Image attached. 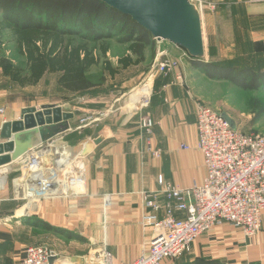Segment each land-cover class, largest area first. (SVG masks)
<instances>
[{"label":"crops","instance_id":"1","mask_svg":"<svg viewBox=\"0 0 264 264\" xmlns=\"http://www.w3.org/2000/svg\"><path fill=\"white\" fill-rule=\"evenodd\" d=\"M256 41L264 46V39ZM158 43L156 58L165 51L168 57L179 61L186 86L172 85L173 76L149 79L152 65L149 68L151 63L148 62L123 71L102 88L86 92L84 102L73 107L34 99L0 104V109L4 110L0 114V132L3 124L19 120L22 110L28 107L40 109L46 104L58 105L64 112L74 115L73 119L52 130V138L45 137L49 141H42L35 134L24 138L25 144L37 140L38 145L17 162L0 169V264H19L26 248L38 244H34L31 229L24 224L28 218L40 219L81 240H88L93 250L110 252L113 264L133 262L147 250L153 235V230L145 228L142 222L147 213L153 212L145 205L146 196L156 195L160 206L156 214L160 219L164 216L166 198L159 178L182 188H190L204 180L206 169L197 149L199 101L186 75L189 71L198 73V70L193 67V58L183 57L177 46L164 41ZM208 52L209 58L203 59L205 62L211 59L210 50ZM111 62L116 66L118 59ZM148 80L152 81L149 105L138 108L132 104L131 97L136 94L137 87ZM145 117L154 123L151 134L142 128ZM88 118L90 123L85 125L82 120ZM4 142L0 138V144ZM148 143L160 151L159 157L147 150ZM48 145L50 147L45 148ZM78 146L86 155H73L72 150ZM66 151L74 156L73 165ZM59 154L64 161L68 158V166L62 171L67 172L77 160L83 162L84 188L77 194L75 189L79 186L70 179L72 176L58 177L72 189H68L67 194L36 198L37 202L31 204V211L28 210L29 202L33 201L28 190L29 186H34L33 178H38L39 186L45 180L46 171L54 177L60 176L54 175V170L61 172L55 165ZM31 158L33 163L28 166ZM68 182L73 186L66 185ZM24 199L28 202L24 203ZM25 209L28 215L19 217V212ZM176 215L184 217L181 213ZM40 244L49 246L43 241ZM77 245L74 239L65 249L54 250L49 246L54 254L52 264H89L93 252ZM165 264H264V215L262 230L253 239L245 238L241 231L225 223L201 236L190 253Z\"/></svg>","mask_w":264,"mask_h":264},{"label":"trees","instance_id":"2","mask_svg":"<svg viewBox=\"0 0 264 264\" xmlns=\"http://www.w3.org/2000/svg\"><path fill=\"white\" fill-rule=\"evenodd\" d=\"M6 32L15 39L25 67L4 57ZM113 41L125 48L116 66L109 58ZM157 46L151 33L130 16L99 0H0V70L22 89L36 87L45 76L56 74L58 86L69 93L102 88L123 71L145 64ZM255 46L256 52L247 55L250 58L240 59L245 65L239 69L234 65L238 61L232 60L192 59V64L210 79L229 80L239 88L258 91L264 89V46L261 42ZM212 47L210 41V60ZM24 224L81 240L37 218H28Z\"/></svg>","mask_w":264,"mask_h":264},{"label":"built area","instance_id":"3","mask_svg":"<svg viewBox=\"0 0 264 264\" xmlns=\"http://www.w3.org/2000/svg\"><path fill=\"white\" fill-rule=\"evenodd\" d=\"M249 2L262 4L264 0ZM182 52L183 57L190 58L184 50ZM179 69V61L171 59L163 51L155 59L149 79L173 76L172 85L184 87L186 79ZM149 102L148 97L140 102L138 108L147 107ZM3 112L0 109V114ZM90 120L88 118L82 122L87 125ZM153 126L149 117L142 120V128L147 134L152 133ZM197 132V149L203 156L206 169L204 180L190 188H182L159 178L166 198L164 216L160 219L156 214L160 209L156 195L146 196L145 205L153 212L147 213L142 222L145 228L153 230V235L147 250L138 259L124 264L178 261L191 252L200 236L225 223L241 231L247 239H253L261 232L264 215V134L241 132L224 115L200 102L197 106ZM147 150L155 157L160 156V151L154 150L151 143H148ZM76 162L80 163L81 160ZM78 173L67 171V177L72 176L75 180ZM54 175L60 174L54 170ZM66 185L73 186L70 182ZM84 185L85 180L80 191ZM64 187L56 194L44 191L38 199L50 198L62 192L67 194L68 189H72ZM75 190L77 194L80 193ZM109 200L107 197L106 202L109 203ZM177 213L184 217L178 218ZM53 258L48 245L37 244L26 248L19 264H52ZM88 261L89 264H113V257L110 252L98 251L91 254Z\"/></svg>","mask_w":264,"mask_h":264},{"label":"rangeland","instance_id":"4","mask_svg":"<svg viewBox=\"0 0 264 264\" xmlns=\"http://www.w3.org/2000/svg\"><path fill=\"white\" fill-rule=\"evenodd\" d=\"M191 1L201 12L206 42V59L209 58L208 50H210L211 41V44L215 45V47L212 48L213 58L212 60L209 59V61L217 63H224V61L228 60L238 61L234 63L235 67L236 65L237 69L243 67L245 64L240 61L250 58V56L247 55L256 52L255 44L261 42L256 40L264 39V28H261V26L264 25V3L254 4L250 3L249 0ZM3 41L4 57L11 60L15 65L25 67V58L19 54L15 39L10 32L4 34ZM158 47L159 43L157 49ZM124 50V46L119 45L117 41H113L112 50L109 54L110 60L116 62L117 56L122 55ZM157 52L158 51H153L148 53V60L146 63H151L149 64V68L150 65L153 67ZM197 70L198 73L197 71H189L186 75L189 86L192 88L201 104L207 105L218 113L224 115L241 132L264 134V89L258 91L245 90L237 87L229 80L210 79L199 69ZM58 78L59 75L57 74L47 75L40 85L28 89H21L19 86L11 83L6 77H4L0 70V104L9 105L10 103H21L33 99L35 101L49 100L53 102H62L67 107L82 104L85 100L86 93L73 94L62 90L57 84ZM150 85H152V81L151 84H149L148 81L143 82L137 87L136 94L140 90L149 91ZM72 152L74 151L72 150ZM73 163L71 160V164ZM82 163L83 162L79 163L75 161L74 166H71V169L67 170L70 171L73 168L74 173L79 172L75 178L78 181V190H80L82 184H84L85 173H83V170H85V167ZM18 174L20 175L21 172ZM52 175L53 173L46 171L45 179H52V177L53 179H58V177L63 179L67 178L68 174L66 171H61L60 176L54 177ZM20 177H22V174ZM29 189L30 186L28 190ZM32 200L33 201L29 202L30 205L27 207L30 211L32 208L31 204L37 202L36 198H33ZM27 202L28 200L24 199V203ZM1 209L2 202H0V211ZM24 211L28 215L29 211L26 209L19 212V214ZM29 228L31 229L30 236L32 240L35 241L34 244H40L43 241L49 244L54 250L60 248L65 249L74 241V239H69L66 234L50 232L46 229ZM76 244L80 247L86 246L87 250L91 249L90 252L92 251L93 253L102 251L99 249H95L96 251L93 250L94 247L91 246L88 240L76 239Z\"/></svg>","mask_w":264,"mask_h":264},{"label":"water","instance_id":"5","mask_svg":"<svg viewBox=\"0 0 264 264\" xmlns=\"http://www.w3.org/2000/svg\"><path fill=\"white\" fill-rule=\"evenodd\" d=\"M120 13L130 16L147 30L157 42H168L184 50L191 58H206L200 9L191 0H99ZM74 118L58 105H43L40 109L24 108L19 120L3 124L0 138V169L7 167L38 145L37 140L25 144L23 139L38 135L40 140L49 141L46 136H54L52 130L63 122ZM233 125V123L230 121ZM235 127V126H234ZM52 144V143H51ZM50 147V145L45 148ZM81 147L73 149V155L81 153Z\"/></svg>","mask_w":264,"mask_h":264},{"label":"bare ground","instance_id":"6","mask_svg":"<svg viewBox=\"0 0 264 264\" xmlns=\"http://www.w3.org/2000/svg\"><path fill=\"white\" fill-rule=\"evenodd\" d=\"M148 82H149V84H151L149 80H148ZM149 91L148 90H145V91L140 90V91H138V93L135 96H133V98L131 97L133 99L132 100V102H133L132 104L133 105L135 104V106H137V107L140 106V102H142L144 99L149 97V95H150ZM66 154L70 155V157H71L70 158V162H71V160H72V158L74 156L72 155V153H69L67 151H66ZM32 159L33 158H31V160ZM57 159H58L57 162H55V165H56L57 169H61L62 170V169H65L68 166V158L67 157H66V159L64 161V158L60 159V154H59V156H57ZM32 163H33V160L30 161L29 163H27V165L29 166ZM34 172H35L34 174H36L37 171H34ZM71 178L73 179V182H74V177H71ZM32 182H33L34 186H30V189H29V191H30L29 195L30 196L29 197L30 198H34V199L40 197V195H42L44 191H46L48 194H54V193L56 194L57 192L63 191L64 188H65L64 187L65 186L64 180L53 179V177H52V179H50V178L49 179H45L43 182H41L39 184V186H37V182H38V178L37 177H34ZM75 183H78V181L76 179H75ZM26 215H27V213L25 211L23 212V214L22 213L18 214L19 217L26 216Z\"/></svg>","mask_w":264,"mask_h":264}]
</instances>
